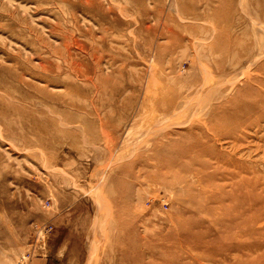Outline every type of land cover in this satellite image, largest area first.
<instances>
[{"label": "rangeland", "instance_id": "rangeland-1", "mask_svg": "<svg viewBox=\"0 0 264 264\" xmlns=\"http://www.w3.org/2000/svg\"><path fill=\"white\" fill-rule=\"evenodd\" d=\"M154 7L158 28L138 31ZM259 63L264 0H0V264H141L152 249L172 264L244 261L227 240L254 243L249 258L264 264V236L189 242L211 219L264 231L249 209L221 215L236 200L213 198L231 183L215 154L264 176ZM235 108L247 119L226 124Z\"/></svg>", "mask_w": 264, "mask_h": 264}, {"label": "bare ground", "instance_id": "bare-ground-1", "mask_svg": "<svg viewBox=\"0 0 264 264\" xmlns=\"http://www.w3.org/2000/svg\"><path fill=\"white\" fill-rule=\"evenodd\" d=\"M156 8L154 7L153 11H152L153 20H155V21H153L152 24L147 25L145 23L146 17L143 16V18H145L143 20V22L141 21V26H142V23H143V26L142 27L140 26L138 28V31L142 30L143 28L145 30H147V31L155 30V28H158V26H159L158 25V20L160 18V12L161 11L159 10V8L158 9H156ZM168 18L172 19V14H167V18L166 19H168ZM162 29L164 30V33H167L166 34L167 35V40H166V42L164 41L165 44H164L163 47H171L172 44H174L175 42L177 43V35H176V37L172 36V35H174L172 29L170 27H168L167 23H165L164 21L162 23ZM178 42H181V41L178 39ZM159 45H161V44H159ZM157 47H158V45H157ZM161 48L162 47L159 46L157 51H156V54L153 56V58H155L156 62H159L158 52H159V50ZM101 57H102L101 55L97 56L98 64H97L96 69L97 68L98 69H97V71H96V69L94 70V71H96V73H97L96 75H98V77H100V75L102 76V72H100L101 66H99ZM94 61H96V60H94ZM77 63H78V61H77ZM93 64H94V62H93ZM260 64L261 63H259V65ZM259 65L257 66V68L260 67L261 69L264 70V63L262 65H260V66ZM95 66H96V64H95ZM95 66H94V68H95ZM87 67L85 69H87ZM81 70H84V68L81 69ZM86 71L87 70H84V71H79L78 70L80 75L81 74L84 75V78H85V75H86ZM74 73H76V72H74ZM89 73H90V69H89ZM88 76H90V75H88ZM92 77L93 76L91 75V78ZM94 78L95 77H93L92 79H94ZM255 78L256 77H253V78H250V79L254 80ZM106 79L108 80V77ZM259 79H261V78H259ZM120 89H121L120 88V84L119 85H113L111 87L112 95L120 94ZM79 93H81V92H79ZM260 97L258 96L259 99H260ZM168 98L170 99V97H168ZM259 99H257V100H259ZM169 102L172 104V100L169 101ZM170 103H168V104L165 103L166 105L157 103L158 104L157 107L159 106V107H162V108H169L171 106ZM162 108H160V109H162ZM259 108L261 109V106ZM231 111H232L233 115L230 116V117L226 116L227 117L225 119L226 124L228 123V121L230 122V124L242 123V122H244L247 119L246 117L244 118V116L241 115V114H244L242 112L243 110H240L239 108H235L234 110L231 109L230 111H227V112L230 113ZM224 132L225 131L223 130V134H224ZM232 137H234L235 141L238 142L240 139L242 140L243 135L234 134ZM243 139H245V137ZM215 156H216V160L219 162L218 165L219 166L223 165L224 168H226L225 172H221V177L230 180L231 183H230V185L228 187L224 186V184L226 182H222L221 184L216 185L214 187L213 198H215V199H217L219 201L218 205H221L222 201L225 200L226 197H229L232 200H236L237 201V203H233L232 204L234 207H228V206L222 207V206H220V208H217L220 211L221 215L222 216L225 215L224 210L228 211L230 209H239V207H240L241 209H245L246 208V209L251 210L250 220L251 219L260 218V219H262L264 221V205H262L260 207H257L259 203L264 204L263 193H261L259 191L260 190L259 187L264 186V176L259 173L258 168L254 167L253 165H250L248 163H244L242 161L236 160V159H227V158H230L231 156H229L228 154H225L223 152H221L220 154H215ZM217 172L218 171L214 170L213 173L210 172L208 174L209 181L211 179L210 176H213ZM242 173H244V174H242ZM248 173H251V176H249ZM210 182H212V180ZM247 184L251 187L252 190L249 188L250 189L249 192L245 193L246 189L244 190V186H247ZM211 210H213V207L212 208L211 207L208 208V211H211ZM211 222L212 223L215 222L216 224H212V226L204 227L205 229H204V231H203V233L201 234L200 237L196 236L194 238H190L189 239V242L191 241L196 249H205V250H207L210 247H212L213 244H216V243L221 245V246H223V241L227 240L226 239L227 235L236 234V233H240V232H242V233H244V232L245 233L246 232L251 233L253 238L264 236L263 229L259 230V228H256V227H252L251 228V226H248V228L250 227L251 229L247 230L248 228H247V226L245 224H242L241 222H238V221L235 223V220H233L232 222H229V221L225 222L223 219H217V220L211 219ZM237 229H239V230L236 231ZM147 237L150 238V235H146V239H147ZM229 241L230 240H227L225 248H228V250H230L234 246H237L243 252V255L246 256V257H244V261L241 262L240 260H237V259H235L233 257H230V256L226 255L227 253L225 255H221V256H225L231 262V263H228V264H242L243 262L245 264H257L256 261H258V262L260 261V260H256L254 257L253 258H249L251 256V254H253V252H256V250L258 248L254 243H250L249 242V243H246V244H240V243L233 242V244H230ZM165 243L172 244V238L168 239V240H165ZM165 243L162 244V245H165ZM162 247H164V246H162ZM260 247H261V250L264 251V243ZM144 255H145V252H143L142 257ZM148 256H149V258H148L149 260L148 261H144V259H142L143 261L141 262V264H155L154 261L156 259H158V258L163 260L165 264H172V259H170L169 257H165V255H163L162 252H159L158 249H152L151 252L148 254ZM226 263H227V261H226Z\"/></svg>", "mask_w": 264, "mask_h": 264}]
</instances>
